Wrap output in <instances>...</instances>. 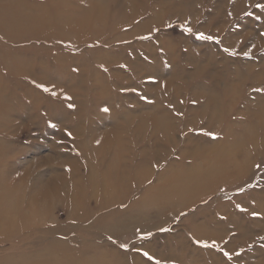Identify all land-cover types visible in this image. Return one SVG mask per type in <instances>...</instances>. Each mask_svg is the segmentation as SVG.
<instances>
[{"label": "rangeland", "instance_id": "rangeland-1", "mask_svg": "<svg viewBox=\"0 0 264 264\" xmlns=\"http://www.w3.org/2000/svg\"><path fill=\"white\" fill-rule=\"evenodd\" d=\"M257 5L0 0V264H264Z\"/></svg>", "mask_w": 264, "mask_h": 264}, {"label": "bare ground", "instance_id": "bare-ground-1", "mask_svg": "<svg viewBox=\"0 0 264 264\" xmlns=\"http://www.w3.org/2000/svg\"><path fill=\"white\" fill-rule=\"evenodd\" d=\"M37 10V9H36ZM12 11H16V8L11 6H7L6 8L4 7H0V28L1 29H5L7 30L9 27H12V19L9 16V13H11ZM72 11V10H71ZM43 20L45 21V24L47 23V18H45L44 16H42ZM65 19H69L65 18ZM80 27V26H79ZM115 171V170H114ZM187 172H180L179 176L176 179H182L184 181H181L180 183H174L172 181V178H168V184L166 183V185H164V187L159 188L156 194H153V198L156 196H159L160 198H171L174 195H178L181 194L184 190L185 192H188L189 189H195L198 186V182L200 180V177H202V175H200L199 173H192V174H186ZM175 179V180H176ZM203 179V178H202ZM201 179V180H202ZM52 180V185L51 186H55L56 185V181ZM190 183V184H189ZM47 185V183L45 184ZM50 189H47L46 187L43 188V184L39 189L34 190L35 191V195L36 198L40 197V195H48L47 193H49ZM163 190V191H162ZM16 200V199H15ZM10 201V200H8ZM30 213V212H29Z\"/></svg>", "mask_w": 264, "mask_h": 264}, {"label": "snow or ice", "instance_id": "snow-or-ice-1", "mask_svg": "<svg viewBox=\"0 0 264 264\" xmlns=\"http://www.w3.org/2000/svg\"><path fill=\"white\" fill-rule=\"evenodd\" d=\"M257 7L264 8V5H257ZM187 31H191V29H187ZM199 38H200V39H212V37H207V36H205L203 33H201V34L199 35ZM45 91H47V89H45ZM53 94L55 95V93H53ZM70 107H71V105H70ZM104 111H108V109L105 108ZM122 247H125V246L122 245ZM144 255L147 256L148 253H144ZM149 258L151 259V257H149Z\"/></svg>", "mask_w": 264, "mask_h": 264}]
</instances>
